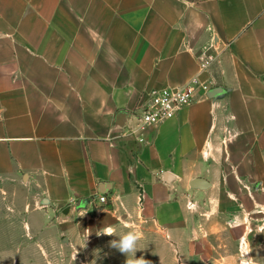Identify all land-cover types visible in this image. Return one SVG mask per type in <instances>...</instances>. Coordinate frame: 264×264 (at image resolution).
<instances>
[{
	"label": "crops",
	"instance_id": "1",
	"mask_svg": "<svg viewBox=\"0 0 264 264\" xmlns=\"http://www.w3.org/2000/svg\"><path fill=\"white\" fill-rule=\"evenodd\" d=\"M196 76L222 94L143 143L122 137L119 112ZM251 183L264 184V0H0V193L138 217Z\"/></svg>",
	"mask_w": 264,
	"mask_h": 264
},
{
	"label": "rangeland",
	"instance_id": "2",
	"mask_svg": "<svg viewBox=\"0 0 264 264\" xmlns=\"http://www.w3.org/2000/svg\"><path fill=\"white\" fill-rule=\"evenodd\" d=\"M230 190L237 197L190 189L166 213L103 218L76 206L70 214L41 213L15 202L14 192H2L0 264H126V255L110 246L118 238L100 234L107 226L117 236L142 232L136 258L150 264H242L247 258L264 264V184Z\"/></svg>",
	"mask_w": 264,
	"mask_h": 264
},
{
	"label": "built area",
	"instance_id": "3",
	"mask_svg": "<svg viewBox=\"0 0 264 264\" xmlns=\"http://www.w3.org/2000/svg\"><path fill=\"white\" fill-rule=\"evenodd\" d=\"M213 62L212 56H199L200 71L206 72ZM210 90L211 87L196 76L180 87L152 89L144 93L135 112L130 114V120L122 128V137L128 142H145L149 130L175 119L183 109L194 104L201 96L209 97ZM99 201L107 203V198L101 196Z\"/></svg>",
	"mask_w": 264,
	"mask_h": 264
},
{
	"label": "clouds",
	"instance_id": "4",
	"mask_svg": "<svg viewBox=\"0 0 264 264\" xmlns=\"http://www.w3.org/2000/svg\"><path fill=\"white\" fill-rule=\"evenodd\" d=\"M100 234L115 236L118 238L112 240L110 242V246L126 255V264H150V262L143 257L136 258V252L141 250L138 248V242L142 238V232L138 230H131L117 236L114 228L112 226H107ZM243 255L246 254L242 253V256ZM129 256L131 258H129ZM242 264H254V261L251 258H247L242 262Z\"/></svg>",
	"mask_w": 264,
	"mask_h": 264
},
{
	"label": "water",
	"instance_id": "5",
	"mask_svg": "<svg viewBox=\"0 0 264 264\" xmlns=\"http://www.w3.org/2000/svg\"><path fill=\"white\" fill-rule=\"evenodd\" d=\"M222 94V90L220 88H217L216 90H213L210 92L209 97L214 98ZM130 119V114L127 112H119L115 117V124L116 126L123 128L125 124L127 123V120ZM192 186L194 188H208L211 186L210 182L203 178L196 179ZM72 208H67L64 210L65 214H70Z\"/></svg>",
	"mask_w": 264,
	"mask_h": 264
}]
</instances>
